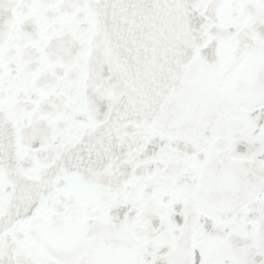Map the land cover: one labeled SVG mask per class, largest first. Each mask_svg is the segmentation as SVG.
Wrapping results in <instances>:
<instances>
[{
  "label": "snow or ice",
  "instance_id": "snow-or-ice-1",
  "mask_svg": "<svg viewBox=\"0 0 264 264\" xmlns=\"http://www.w3.org/2000/svg\"><path fill=\"white\" fill-rule=\"evenodd\" d=\"M0 264H264V0H0Z\"/></svg>",
  "mask_w": 264,
  "mask_h": 264
}]
</instances>
